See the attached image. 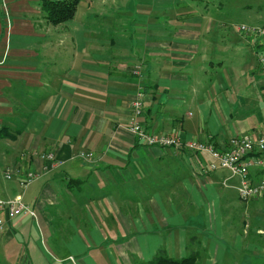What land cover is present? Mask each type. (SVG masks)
Returning <instances> with one entry per match:
<instances>
[{
	"label": "crops",
	"instance_id": "1",
	"mask_svg": "<svg viewBox=\"0 0 264 264\" xmlns=\"http://www.w3.org/2000/svg\"><path fill=\"white\" fill-rule=\"evenodd\" d=\"M41 1L0 0V197L20 194L7 169L38 172L46 153L57 165L20 194L36 219L0 212V264H142L160 252L181 259L197 241L220 253L209 199L225 173H200L205 153L139 144L131 102L141 88L143 127L182 143L264 131V114L250 112L245 129L233 117L245 92L264 111L260 50L242 36L228 44L193 4L132 12L125 0L112 10L80 0L72 19L52 25ZM244 50L258 69L239 73L254 77L242 86ZM201 208L206 224L193 218Z\"/></svg>",
	"mask_w": 264,
	"mask_h": 264
},
{
	"label": "rangeland",
	"instance_id": "2",
	"mask_svg": "<svg viewBox=\"0 0 264 264\" xmlns=\"http://www.w3.org/2000/svg\"><path fill=\"white\" fill-rule=\"evenodd\" d=\"M146 2L150 3L149 8L164 10L165 12H168L171 8L185 9L192 4L195 5L197 12H207L209 18L206 20L212 22L213 27L220 29L221 34L219 33V35L222 38L226 36L228 44L241 42L240 39L242 38L236 30L238 25L264 26V0H165L163 1L165 3L158 1L162 6L158 5L156 0H125L124 6L135 12L140 8L139 4ZM118 4L120 2L113 3L112 0H107L105 8L112 10ZM243 52L249 67L246 69L245 64L242 66L235 65L238 73H235L237 78L239 73L257 72L256 55L246 50ZM253 79L254 77L243 76L242 78L239 77L237 81L244 86L247 80L251 81ZM245 94L247 92L238 96L241 99L237 97L238 104H242L241 113L238 111L239 115H233L235 122L244 124V129L245 124L249 122L248 115L250 112H253L254 118L258 115L255 120L260 119V116L264 114V111L257 109V105L255 106V103L251 101V98L255 101H259V98L255 95L247 98ZM247 103H251L248 108H246ZM227 121L232 122V120ZM204 179L207 180L208 178L205 176ZM5 183L10 186L13 182L12 180H5ZM35 184L36 182H32L25 189H21L16 184L12 188L16 190L15 194H23L22 192ZM212 190L215 192L210 193L211 198L209 201H211L212 210L210 212L214 220H212L209 237H212L217 243L216 245L220 247V253H212L210 248L205 249L203 241H197L189 245L186 254L197 251L199 253L198 264H205L207 260L211 264L213 262L214 264H264V197L243 201L238 198L237 192L233 188H225L221 185L213 187ZM27 196V194L23 196L25 202L28 200ZM190 217L192 218V215ZM207 217L206 209L203 210L202 208L194 212L193 215V218H196L202 224L204 221H206L205 224L207 223ZM203 235H208V233Z\"/></svg>",
	"mask_w": 264,
	"mask_h": 264
},
{
	"label": "built area",
	"instance_id": "3",
	"mask_svg": "<svg viewBox=\"0 0 264 264\" xmlns=\"http://www.w3.org/2000/svg\"><path fill=\"white\" fill-rule=\"evenodd\" d=\"M236 30L240 36L252 41L260 50L257 63L261 75L264 76V26L240 24ZM133 74L140 76V66L134 68ZM143 100L144 93L139 88L131 102L133 119L128 127L139 144L163 149L184 148L194 153H205L211 160L200 168V173L224 172L225 176L222 177L220 184L225 188L235 189L240 200L248 201L264 197V131H252L232 136L225 143L215 144L212 141L182 143L177 136L155 133L143 127L140 121L143 114ZM40 157L48 163L40 171L7 169L4 173V179L13 180L17 176L19 187L21 189L27 188L43 173L49 172L57 165L55 156L51 153L42 154ZM78 157L91 161L94 155L91 152H80ZM0 212L9 218L29 214L36 219V213L29 205L23 203L20 194L14 198L0 197ZM2 223L0 219V225Z\"/></svg>",
	"mask_w": 264,
	"mask_h": 264
},
{
	"label": "trees",
	"instance_id": "4",
	"mask_svg": "<svg viewBox=\"0 0 264 264\" xmlns=\"http://www.w3.org/2000/svg\"><path fill=\"white\" fill-rule=\"evenodd\" d=\"M80 0H42L41 10L48 23L60 24L73 18ZM199 253L191 252L181 259L160 252L151 262L142 264H198Z\"/></svg>",
	"mask_w": 264,
	"mask_h": 264
}]
</instances>
